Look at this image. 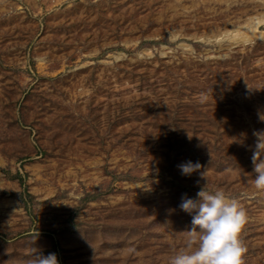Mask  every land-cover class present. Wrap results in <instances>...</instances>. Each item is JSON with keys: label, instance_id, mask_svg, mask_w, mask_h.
Masks as SVG:
<instances>
[{"label": "rangeland", "instance_id": "obj_1", "mask_svg": "<svg viewBox=\"0 0 264 264\" xmlns=\"http://www.w3.org/2000/svg\"><path fill=\"white\" fill-rule=\"evenodd\" d=\"M262 17L264 0H0V264L34 246L169 264L202 186L245 210L241 264H264V21L227 36Z\"/></svg>", "mask_w": 264, "mask_h": 264}, {"label": "clouds", "instance_id": "obj_2", "mask_svg": "<svg viewBox=\"0 0 264 264\" xmlns=\"http://www.w3.org/2000/svg\"><path fill=\"white\" fill-rule=\"evenodd\" d=\"M252 134L255 141L248 146L252 153V184L264 190V130H254ZM177 167L181 175L188 176L201 169V164L189 160ZM198 175L203 177L204 173ZM177 207L191 216V226L183 230L184 247L170 257L169 264H241L244 249L239 233L247 217L236 200L229 199L221 190L210 192L202 186L195 197L182 195ZM27 264L59 261L55 252L45 254L34 246Z\"/></svg>", "mask_w": 264, "mask_h": 264}, {"label": "bare ground", "instance_id": "obj_3", "mask_svg": "<svg viewBox=\"0 0 264 264\" xmlns=\"http://www.w3.org/2000/svg\"><path fill=\"white\" fill-rule=\"evenodd\" d=\"M261 21H264V17H262L261 19H259L257 21H254L253 24L245 25L244 27L240 26V25L234 26V28L230 32H227V33H229L227 36H229V37H243L244 39H250V37L256 36V33L259 32L256 29H257L258 24ZM233 30H235L236 32L233 33ZM225 36H226V34H225Z\"/></svg>", "mask_w": 264, "mask_h": 264}]
</instances>
